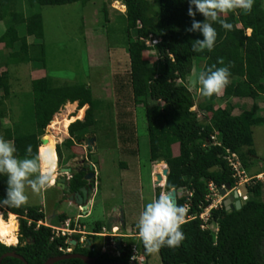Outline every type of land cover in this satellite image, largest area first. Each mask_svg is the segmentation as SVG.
Returning a JSON list of instances; mask_svg holds the SVG:
<instances>
[{
    "label": "trees",
    "instance_id": "obj_1",
    "mask_svg": "<svg viewBox=\"0 0 264 264\" xmlns=\"http://www.w3.org/2000/svg\"><path fill=\"white\" fill-rule=\"evenodd\" d=\"M17 0H0V21H5V29L0 34V119L5 117L4 100L10 98L11 83L8 67L18 63L38 61L43 64V22L39 7L45 5H65L74 2L84 4L86 0H21L23 10L14 9ZM124 11L121 18L122 43L124 45L128 68L113 83V101L116 108V127L118 143H130L134 137V111L142 110L141 120L147 134L149 162H163L167 168L164 191L175 190V205L189 203L186 214H198L207 204L204 196L208 191V181L217 186L234 184L232 170L225 156L234 153L239 166L248 171L252 149L251 128L264 125V113L260 112L256 99L264 100V7L263 0H253L251 11L247 14L236 9L220 15L232 25L230 31L223 29L218 22L212 23L217 36L212 51L193 52L192 44L203 37L199 33H189L192 18L187 15V0H120ZM103 17L106 18L103 9ZM195 19L203 21L197 14ZM23 27L18 28V25ZM246 30H249L246 33ZM149 35L159 41L153 46L144 42ZM28 37L33 38L31 44ZM39 46V56L33 54ZM151 50L156 61L151 63L144 53ZM222 60L223 63H218ZM41 64V65H42ZM158 64V65H157ZM215 67L229 66L228 84L210 97L202 95L203 100L195 104L193 92L185 85L186 77L197 76L201 71ZM44 67V64L42 65ZM195 83V81H194ZM33 101L31 116L34 129L24 130L15 124L6 126L0 133L3 138L15 145L18 158H33L38 153L49 152L54 164L60 166L61 147L73 157L71 147L86 135L93 136L97 124L95 113L99 100L93 98L91 90L84 83L53 86L49 77L31 80ZM249 99L250 105L236 106L230 99ZM76 102L78 109L87 108L74 121L68 124L67 135L59 144H52L49 136L40 145L44 127H50L53 115L65 103ZM120 106H126L120 110ZM194 110H191L194 107ZM141 108V109H140ZM81 118V119H78ZM213 136V138H210ZM32 146V153L26 154V146ZM53 145V147H52ZM176 145L174 152L172 147ZM40 146V147H39ZM39 147V148H38ZM55 148V156L54 155ZM53 162V161H52ZM53 164V163H52ZM49 170L50 172L53 170ZM162 166L156 167L161 172ZM257 174V173H256ZM255 175V174H250ZM249 175V176H250ZM83 172H76L69 180L71 191L84 184ZM6 188V177L0 176V198ZM246 199L239 209L225 210L223 205L211 209L207 227L202 229V221L196 216L184 221L180 230L184 239L178 247L163 246L157 250L160 264H264V181L251 179L242 185ZM189 191L187 197L183 191ZM160 196L156 188L155 197ZM5 213L19 216L17 244L5 245L0 242V256L14 252L27 264H43L54 256L63 254L69 240H75L73 252L93 257L95 262H123L125 264H148V252L141 241L137 255L142 262L128 261L130 244L121 247L120 254L110 255L95 249L90 235L87 243L78 242L79 234L54 236L50 227L36 222L45 220L39 207H2ZM3 219L6 214L1 212ZM15 214V215H14ZM57 222L62 223L68 216L57 214ZM27 220L30 224L27 225ZM214 228L217 229L214 232ZM17 230V226H16ZM102 224L94 222L90 232L100 233ZM15 242H16V235ZM80 245V246H78ZM0 264H23L14 257H3ZM53 264H84L71 258Z\"/></svg>",
    "mask_w": 264,
    "mask_h": 264
},
{
    "label": "rangeland",
    "instance_id": "obj_2",
    "mask_svg": "<svg viewBox=\"0 0 264 264\" xmlns=\"http://www.w3.org/2000/svg\"><path fill=\"white\" fill-rule=\"evenodd\" d=\"M148 1L151 2L152 0ZM14 9L16 11L23 10L21 0L16 1ZM103 9L106 18L103 17ZM38 10L43 22L44 67L40 60L18 63L8 67L12 95L4 100L5 117L0 119V133L4 127H10L12 124L24 127L26 131L34 129L33 120L27 118L32 117L31 80L47 76L53 86L84 83L91 90L92 97L99 100L95 113L97 124L93 129V136H86L88 138L93 137L94 148L93 150L87 148V150L89 159L95 164V194L92 199L90 215L76 218L78 214L76 206L68 205V201L62 196V190L59 187L48 186L39 192H33L29 181L35 179L34 174L25 181L27 199L24 206L42 208L46 219L54 211L57 213L63 212L71 220L77 221L79 219V224L84 225L86 231H90L96 221L102 224L103 227L106 226L109 214L117 207L123 211L125 221H127L126 225L130 226L138 218V213L143 210L144 205L154 201L155 194L151 186L150 170L152 165L149 162L147 134L144 122L140 117L142 110L141 113L140 110L134 111L133 125L135 133L133 141L118 143L115 131L117 121L113 101V83L116 80L115 76L119 78L118 76L123 75L128 68L127 54L121 42L123 35L120 32L121 18L119 14L124 11V7L120 0H86L84 4L74 2L65 5H45L39 7ZM6 25L5 21H0V34ZM17 27L21 28L23 25L20 24ZM246 33H248V30H246ZM27 39L29 44L33 42V38L28 37ZM1 49L3 48L0 44ZM32 53L39 56V46ZM144 54L149 62L156 61V57L151 50ZM2 70H4V67L0 66V71ZM194 84H196V88L193 96L196 104L201 102L203 97L193 75L187 76L185 85L193 90ZM230 101L236 106V110L238 105H250L252 103L249 99L239 100L233 98ZM255 102L259 106L260 112L264 113V100L258 98ZM125 107L120 106L119 109L122 110ZM82 108L83 111L80 109L77 113L76 102H68L61 106L53 115L55 120L53 119L50 127H44V132L40 136V140L44 138V141L41 140L42 143L40 141V144L45 143V137L49 135L54 136L57 140L56 144H59L67 133V127L63 125L64 119L69 116L81 115L82 112L84 114L87 105L82 106ZM194 108L195 106L191 110H194ZM67 120H70V123L72 122V118H67ZM68 121H65V124H69ZM251 131L254 155L248 160V171L245 172V175L248 178L251 177L250 174L260 172L257 177L258 180L263 182L264 172L261 173V171H264V125L253 126ZM82 143L86 145L88 141L84 139ZM172 149L175 152L176 145ZM75 151L77 152L78 149H75ZM67 154L69 152L61 147V167L57 165L54 173L52 172L51 183L55 176H61L58 174L59 168H63L64 164L69 162L70 159H68ZM40 155L44 157L43 170L49 171L53 166L49 152H42ZM54 156L55 148L53 158ZM158 165L165 166L163 162H159L153 164V167L156 168ZM242 185L239 186V189L243 192ZM1 212L6 214L5 219L1 214L2 220L13 225L14 230L12 233L18 232V216L14 217L5 213L4 210H1ZM57 223V218L53 219L52 224ZM133 223L136 224L137 222L134 221ZM121 231L123 230L121 229ZM14 240L15 238H13L15 243ZM124 240L130 245L140 244L139 238H124ZM4 244L9 245L6 242ZM93 244L95 249H100L101 246L107 244L104 247L105 252L115 255L112 246L108 244V237H96ZM147 262L148 264H160L158 252H148Z\"/></svg>",
    "mask_w": 264,
    "mask_h": 264
},
{
    "label": "clouds",
    "instance_id": "obj_3",
    "mask_svg": "<svg viewBox=\"0 0 264 264\" xmlns=\"http://www.w3.org/2000/svg\"><path fill=\"white\" fill-rule=\"evenodd\" d=\"M187 3H188L187 15L192 18V22H191L190 27L186 28V31L189 33H199L203 37L202 39H196L195 43H193L191 46L193 52H201L204 50L212 51L214 47L217 33H216L215 28L212 27V23L218 22L223 29L230 31L232 29V25L230 23L225 22L223 19H221L220 15L227 13V12L234 11L236 9H239L243 13L247 14L248 12L251 11L253 0H187ZM197 14H201L204 17V20L203 21L196 20L195 16ZM152 39H155L156 42L153 44L151 43H148V44L145 43V44L147 46H153L159 41L158 38L149 35L146 39H144V42L146 41L150 42ZM218 63L222 64L223 61L220 60L218 61ZM228 76H229V66L217 68L215 67V65H213L207 68L205 71H201L198 74L197 80H196V83L199 85L200 94L205 97H210L213 94L219 93L228 84ZM85 148L91 149V146L89 145V143L85 145ZM16 151L17 150L13 143L3 138H0V176L6 177V188H5L3 197L0 198V208L2 207L18 208L25 204L26 199H27L25 195V181L27 180L28 177L35 174V179L32 181H29L33 192H39L45 189L46 187L50 186V184L54 185L56 183V179L59 177V176L58 177L55 176L53 179V182L51 183L52 174L50 171L43 170L42 166L44 164V157L42 155H38V151H37V156L33 158H24V159H19L15 155ZM25 153L26 154L32 153L31 145L26 146ZM56 166H57V161H56ZM64 167H68V166H64ZM84 167H86L85 170H88V172L89 171L94 172L91 169L93 168L91 165L87 164V165H84ZM163 168H165V166H163L162 169ZM77 172H80V171H77ZM157 174H161V172H158ZM61 176H63L69 184V180L71 179L72 174L70 172L62 173ZM164 179L165 177L162 178L161 180L162 182L161 181L158 183L155 182L154 194H156L157 187L161 188L162 193L160 194L158 199H156L155 197L154 201L149 202L144 205L143 210L140 212L137 223H136V227L138 230V238L143 244L145 250L148 252H155L163 246H167L170 248L178 247L181 241H183L184 239V234L180 230V226L184 222L185 209L182 206H177L174 203H172L170 199L165 195V193L168 190L164 191L163 189ZM208 182H211V181H208ZM231 186L232 185H230V188ZM62 191L64 192V190ZM94 191H95V186H94ZM227 191L228 190L225 191L224 198L225 196H228L231 193V190L229 194L226 193ZM238 191L240 192L241 195H245L244 192H242L239 188H238ZM182 193L187 196V194L190 192L185 190ZM66 195L67 194L65 193L62 196L66 198ZM237 198L239 199L240 204H241L242 200L240 196H238V193H237ZM68 204H73V203L68 201ZM75 206H77V210H78V214L76 215V218L85 216L86 210H85V213H83L80 206L78 205H75ZM7 214H10V213H7ZM15 216H18V215H15ZM18 219H19V216H18ZM67 219L71 221V225H72V222L74 220H71V218L69 217L66 218L65 220ZM46 220L47 219L45 218L43 224H40V225H45L50 228L52 226L62 227L63 222L65 221L64 220L62 223H57V224H52L50 222L48 224ZM30 222H31L30 220H27V225H29ZM37 222L42 223V221H37ZM76 222L79 224V219H77ZM79 226H80V230L83 233H75V234H79V238L82 234L86 239L84 243H87L88 245H90V243H88L90 239L89 238L87 239L88 234L90 235L95 234V235L101 236L99 235V233H87L84 231V228H85L84 225L79 224ZM37 227L38 226H36V228ZM113 227H116V229L112 230L111 228ZM105 229L107 231V235L103 237H109L110 235L115 234L118 231V227L113 226V225L111 226L109 225V228L105 227ZM216 231L217 229L214 228V232ZM15 235H16V242L10 245L17 244V232L16 231H15ZM108 244L111 245L110 241H108ZM122 244L125 245L126 243L122 242ZM131 245H136V244H131ZM101 247H105V246H101ZM111 248H113L115 255L118 251L120 254V242H117Z\"/></svg>",
    "mask_w": 264,
    "mask_h": 264
},
{
    "label": "built area",
    "instance_id": "obj_4",
    "mask_svg": "<svg viewBox=\"0 0 264 264\" xmlns=\"http://www.w3.org/2000/svg\"><path fill=\"white\" fill-rule=\"evenodd\" d=\"M156 40L152 39L150 42L146 41L145 43H155ZM210 138H213V136H211ZM228 152V154L225 156V159L229 165V167L232 170V178L234 179V184L231 186L230 190H236L238 193V196H240L241 200L244 201L246 199L245 195H241L240 192L238 191V188L241 184L247 183L248 180L250 181L251 179L255 178L256 180H258L259 178L257 177V175L251 176L246 178L245 172L243 171V169H241V167L239 166V162L238 159L236 157V155L234 153H230L228 150H226ZM69 177V176H68ZM207 188L208 191L204 196V200L207 202V204L202 208V211L198 214H186L187 210L189 209V203L188 202H184L182 207L185 209V217H184V221L189 220V219H193L196 216L202 220V224L200 225V227L202 229L206 228V224L207 221L209 219V212L210 209L212 208H217L220 207V205L222 204V200L224 198V195L220 194V189H224L225 185L222 184L220 186L215 185L212 182H208L207 184ZM230 190H228L226 193L229 194ZM190 193L187 194V197H189ZM40 222L36 223V226H39ZM52 232L54 234V236H70L72 234L75 233H83L80 230V226L79 224L74 220L72 222L71 225V221L70 220H65L63 222V226L62 227H51ZM112 230H115L116 227L111 228ZM99 235L101 236H106L107 235V231L106 229L103 227L102 228V232L99 233ZM85 237L81 234L80 238H79V243L80 244H84L85 242ZM111 245H114V242L110 240ZM124 244H121V247H123ZM101 252H105L104 247H101ZM64 253H69L71 252V246H67L66 248L63 249ZM119 254V251L116 253V255ZM135 260H137L138 262H142L143 257L142 256H138L137 255V247L136 245H131L130 246V254L128 257V261L130 263H133Z\"/></svg>",
    "mask_w": 264,
    "mask_h": 264
},
{
    "label": "water",
    "instance_id": "obj_5",
    "mask_svg": "<svg viewBox=\"0 0 264 264\" xmlns=\"http://www.w3.org/2000/svg\"><path fill=\"white\" fill-rule=\"evenodd\" d=\"M89 142H92V139L88 140V143ZM81 171L84 172L85 167ZM68 172H70L69 167L60 168L59 175H62V173H68ZM166 173H167V168L165 167L161 170V174L155 175V179H156L155 182L156 183L160 182L162 180V178L165 177ZM93 179H94V173L92 171L86 172L82 176V180L84 182H86V184L80 186L75 191H71V188L68 185L67 180H65V178L63 176H59L56 179V186L59 187L61 190H64V192L68 195L67 200L69 202H72L73 204L80 206L82 209V212L85 213L86 208L90 207V203H91L93 195H94L95 182L93 181ZM229 189H230V185L225 184V189H221L220 193L222 195H224L225 191L229 190ZM165 195L170 199V201L172 203L175 204V195L176 194H175L174 189L168 190L165 193ZM222 205H223L225 210H230L231 208H234L237 210L240 208V201L237 198V193L235 190H232L228 196H225V198L222 201ZM50 221H51V218H48L46 220V222L48 224L50 223ZM109 225H110V223L108 222V224H106V228H109ZM75 243H76L75 240H69V245L71 246V249H74ZM141 247H143V244H141ZM7 256L18 258L19 260H21L23 262V264H27L21 256L15 254L14 252H7V253L2 254L0 256V260L3 257H7ZM71 258L79 259L84 264H99V263L95 262V259L93 257L86 256V255H83V254H80L77 252L63 253L59 256L49 257L43 262V264H53L56 261L63 260V259H71ZM101 264H125V263H123V262H109V263H101Z\"/></svg>",
    "mask_w": 264,
    "mask_h": 264
},
{
    "label": "crops",
    "instance_id": "obj_6",
    "mask_svg": "<svg viewBox=\"0 0 264 264\" xmlns=\"http://www.w3.org/2000/svg\"><path fill=\"white\" fill-rule=\"evenodd\" d=\"M89 139H92V142H89V145L91 146V149L93 150V148H94V146H93L94 145L93 144V137H89V138L85 137V140L88 141ZM75 149H78V151L76 152ZM71 152L73 154V157L70 158L69 162L67 164H64V166L72 167L73 164H77V162H78V164L84 163L83 165L89 164V165H91L93 167V170H95V164L89 159V152L85 148V145L82 143V140L77 141V143H75V145H73L71 147ZM40 154H42V153H40ZM51 160L53 161V167H54L53 168V173H54V170H55L54 160L53 159H51ZM262 172H264V171H261V173ZM157 173L158 172L156 171V168L153 167V164H152V167H151V170H150V175L152 177L151 178V183H152L151 186H152L153 192H154V184H155V175ZM51 174H52V172H51ZM50 186L53 187L54 185L50 184ZM94 194H95V191H94ZM92 203H93V200L91 201L90 204H92ZM68 205L71 206V205H74V204H68ZM90 208H91V205H90L89 208L86 209L85 217L90 215ZM39 209L45 215L44 210L42 208H39ZM76 209H77V206H76ZM60 213H62V212H58L57 213V212L54 211V212H52L51 215H48L47 219L51 218L50 222L52 223L53 219H55L57 214H60ZM139 214H140V212L138 213L137 217H139ZM0 217H1V212H0ZM137 220H138V218L136 220H134V221L137 222ZM106 222H107L106 224H108V222H110V226L111 225L117 226L118 230L120 231V232H117L115 234L110 235L108 237V241H110V240L112 241L113 240L115 242L114 244H116L117 242H123V243L127 244V242L124 240V238H134V237L138 238V230H137L136 224L132 222V224L130 226L129 225L127 226L126 225L127 221H125V217H124L123 211L120 208L118 209L117 207H115L114 210L112 211V213L109 214ZM104 227H106V226H104ZM121 229L123 231H121ZM84 231L87 232V233H92L90 231H86L85 228H84ZM13 238H15L14 234H13ZM87 239H88V237H87ZM106 245L107 244H105L103 246H106Z\"/></svg>",
    "mask_w": 264,
    "mask_h": 264
},
{
    "label": "bare ground",
    "instance_id": "obj_7",
    "mask_svg": "<svg viewBox=\"0 0 264 264\" xmlns=\"http://www.w3.org/2000/svg\"><path fill=\"white\" fill-rule=\"evenodd\" d=\"M78 111H77V113H79V110L80 109H77ZM78 116H80L79 114L77 115V116H69V117H66L65 119H64V127H66L68 124H65V121H68L67 120V118H69V119H71L72 118V120H74V118L75 117H78ZM74 117V118H73ZM54 120H55V117H54ZM71 120V121H72ZM70 121V120H69ZM68 121V122H69ZM50 134V133H49ZM49 138L51 139V143L54 145V144H56V139H55V137L54 136H52V135H49ZM42 140L44 141V138H42ZM44 144V143H43ZM42 144V145H43ZM41 145V146H42ZM53 145H52V147H53ZM40 147V146H39ZM38 147V148H39ZM38 155H40L39 153H38ZM54 166H55V164H54ZM55 169H56V167H55ZM51 172H53V170L51 171ZM13 225L12 224H10V223H6L5 221H3L2 220V218L0 217V242H2L3 244H4V242H6V243H9V244H11L12 242H13V227H12ZM4 241V242H3Z\"/></svg>",
    "mask_w": 264,
    "mask_h": 264
},
{
    "label": "flooded vegetation",
    "instance_id": "obj_8",
    "mask_svg": "<svg viewBox=\"0 0 264 264\" xmlns=\"http://www.w3.org/2000/svg\"><path fill=\"white\" fill-rule=\"evenodd\" d=\"M78 163V162H77ZM84 165L83 163H80V164H73L72 167H69L70 168V173L73 175L74 173H76L77 171H81L83 169ZM86 168V167H85ZM93 170V168H91ZM94 171V170H93ZM86 172H88V170H85L83 174H85ZM95 174V171L93 172ZM72 177V176H71ZM93 181L95 182V175H94V179ZM84 184H86V182H84ZM83 184V185H84ZM56 185V183L54 184ZM69 185V184H68ZM70 186V185H69ZM63 194H65V192L62 191ZM68 197V195H66V198ZM73 252V249H71V252Z\"/></svg>",
    "mask_w": 264,
    "mask_h": 264
}]
</instances>
